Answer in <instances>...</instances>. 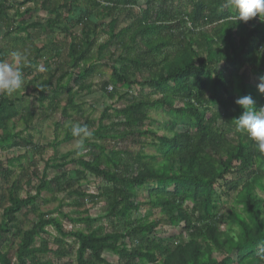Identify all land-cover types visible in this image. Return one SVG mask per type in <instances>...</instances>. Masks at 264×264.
I'll list each match as a JSON object with an SVG mask.
<instances>
[{
	"label": "trees",
	"instance_id": "trees-1",
	"mask_svg": "<svg viewBox=\"0 0 264 264\" xmlns=\"http://www.w3.org/2000/svg\"><path fill=\"white\" fill-rule=\"evenodd\" d=\"M143 1L144 10L133 15L132 9L139 7L136 0H105L125 9L129 20L119 30L116 19L110 20L106 44L97 42L100 23L96 20L110 17L106 13L114 8L106 10L98 0H60V54L65 45L67 64L59 75L50 68L47 75L33 78L26 96L53 103L59 92L65 98L62 118L70 120L71 108L77 123L88 125L82 104L74 103V91H90L96 85L87 84L88 80L103 78L108 71L99 91L125 104L100 114L82 148L45 160L46 171L51 169L55 175L48 179L46 171L41 173L32 195L18 197L20 186L13 180L17 167L13 165L23 156L0 160V191H7L6 198L0 195V201L7 202L0 220V264H54L40 258L49 253V242L40 238L48 234L47 228L56 232L57 248L51 253L57 258L67 255L64 239L73 240L75 264H108L105 252L117 258L116 264H264V153L235 130V118L243 111L235 103L238 98L250 95L257 111L264 108V93L247 76L248 72L259 84L264 77V21L234 23L228 0ZM6 3L0 0V18ZM80 3L89 9L82 11ZM65 11L70 17L63 25ZM153 14L158 21H150ZM77 26H81L79 34L72 31ZM111 50L118 52L119 66L100 63L112 60ZM0 62H4L2 53ZM237 70L243 72L236 74ZM142 71L148 77L138 80ZM157 111L171 120L167 133L161 135L143 124ZM19 114L13 101L0 98V151L24 145L40 161L41 146L31 138L22 139L14 128L8 130ZM70 126L52 148L76 139ZM148 147L155 153H145ZM29 170L26 186L31 181ZM86 175L102 183L96 196L80 189ZM143 188L147 195L142 205L136 197ZM42 193L50 195L40 199L42 205L58 203L54 210L40 211L37 200ZM58 195L74 197L72 206L77 209L84 207L85 198L89 205L104 199L105 216L115 221L113 227H93L89 209L76 212V217L64 214ZM233 197V207L221 214L220 201ZM144 205L148 215L135 218ZM23 210L35 218L27 228L20 220L26 217ZM152 211L159 218L149 221ZM64 223L84 229L66 231ZM222 225L236 230L224 234ZM163 227L174 235L157 236ZM37 239H41L38 247Z\"/></svg>",
	"mask_w": 264,
	"mask_h": 264
},
{
	"label": "rangeland",
	"instance_id": "rangeland-1",
	"mask_svg": "<svg viewBox=\"0 0 264 264\" xmlns=\"http://www.w3.org/2000/svg\"><path fill=\"white\" fill-rule=\"evenodd\" d=\"M99 4L101 6H104L102 8H105L106 10H109V8L113 9L114 5L112 4H107L105 3V0H98ZM137 5L139 6L138 8L135 7L132 9V13L134 15V13H141L142 10H144V1L143 0H136ZM82 11H84L83 9H89V7H87V5H85L84 3H80L79 4ZM112 5V6H111ZM157 7V6H156ZM173 7V5H172ZM101 8V7H100ZM99 7H97V10H100ZM101 8V9H102ZM172 9V8H171ZM171 9H169L170 11H172ZM174 12V11H173ZM65 15L63 16V18L61 19V24H65V20H67L68 17H70V15L68 13H66V11L64 12ZM109 12H107V15H110V17H105V19H102L101 17H99L96 21L97 23H100L98 26V36H97V42L98 43H106L109 40V35H108V24L110 22V20L116 19L118 27L117 30H119V28L121 29V27L125 26L126 21H129L126 19L128 12L126 13L125 9L122 8H114L109 14ZM156 14L158 13V8L155 10ZM153 14L151 15L150 21L152 22L153 20L158 21L157 20V15ZM105 15V16H107ZM188 29H192L195 30V28H192V26L187 27ZM81 30V26H77L75 27V29H72V31L75 34H79ZM206 31V30H205ZM208 31V30H207ZM199 35H197L196 37H198ZM61 35H60V39H61ZM112 45V44H111ZM111 45H107V48L110 47ZM65 47V48H64ZM62 53L60 54V70L64 69V64H67V56H66V46L63 45L62 47ZM109 53L112 56V60H108V59H104L102 60L100 63H107V64H111V65H115V66H119V63H116L117 57H118V52H112L109 51ZM113 53V54H112ZM107 54V52L104 53V55ZM109 56V54H108ZM102 71V70H101ZM105 72V71H104ZM242 70H237L235 71L236 74L238 73H242ZM245 72V71H244ZM247 76H248V80H250L251 85L252 86H258V80L254 79L252 76H250L247 72ZM148 77V73L146 71H142L140 74L137 75V79L138 80H143L146 79ZM108 80V71H106L104 73V77H96V78H91V80H89L87 82V84H94L96 86H93L91 88L90 91L88 90H84L82 92H75V98H74V103L79 105L82 104L81 107V111L83 112V116L85 118H88V128L90 129V131H94L97 127L96 121L98 120V118L100 117V114L105 110V109H109V112H111V110L116 109V108H120L121 106H123L125 104L124 101H120L117 102L114 100H110L107 96H103L101 94V92L99 91L98 85L102 82V81H106ZM66 81V79H65ZM134 90H139L138 87H134ZM145 92L143 93H147V90H144ZM25 93V94H24ZM51 95V93H50ZM57 99L53 102L50 103V100H46L45 104H49L48 108H44L41 109L42 111H45L47 115L43 114H39L38 116L35 117L33 123H32V128L30 131V134L32 136V142L33 144H37V146L41 145V151H42V158L40 161H38L35 158V154L32 151V149L30 147H28V151L29 153H27V155L22 157V160L20 161V163L18 164L17 162L14 163L13 167H17L14 168L13 171V180L18 181L20 189H18L17 191V196L18 197H26L28 194L32 195L34 192H31V188L35 187L38 184L37 181V177H40L41 173L43 174L44 171H46L45 169V160H48V158H52L53 156H60L62 154H65L67 152H72L74 150H76L78 147L77 145L80 143L79 138H76L74 140H70L69 142H65L63 144H60L56 149L52 148V142L56 139H61L63 137V130L64 128H66L69 124L72 125L74 123H77V116L75 114V111H73V109L71 110V108L68 109V114H70V120H65L62 118L61 114L63 112L62 108L64 107V96L61 95L60 93L57 92ZM7 98L8 100L13 99L14 97L17 98V103L16 105H18L19 108L24 107V103L27 102L28 105L30 106L29 110H32L34 114H38L39 110H35L33 107H36L37 104L35 103V101L33 99H30L29 97L26 96V92L20 91L16 94H14L13 96H8L6 94L0 93V98ZM40 105V104H39ZM44 105V104H43ZM20 110V109H18ZM40 110V112H41ZM170 117H168L166 114H164L163 112H152L149 114V121L144 122V126L148 129H150L153 132L158 133V135L164 134L166 132V128L169 129L170 127ZM67 123V124H66ZM106 124V122L104 123ZM13 129V127H12ZM19 129V128H17ZM167 133V132H166ZM145 153H147L148 155H152L155 153L153 148H146L145 149ZM9 154H13L12 158L15 157H20L21 152L17 151L16 153H9ZM4 156V155H3ZM11 156V155H9ZM8 158V157H7ZM24 158V159H23ZM34 164V169H30L31 165ZM30 169V170H29ZM29 170V173H27V176L29 177L30 181V186H26V184L24 183V177H25V172ZM30 172L35 173L36 177L31 176ZM47 174V178L51 179L54 175L55 172L51 169L46 171ZM74 174H69L68 178L72 179ZM235 178V177H233ZM79 186L80 189L82 190V192H85L88 196L89 195H93L96 196L98 193V188L102 186V183L99 179L93 178L90 175H86L85 180H82L79 182ZM4 187V186H3ZM0 195L4 196V198L7 197V191L5 192V188H3L0 191ZM146 188H143L139 191L136 199L143 204H145L146 202ZM261 196V195H260ZM45 199V198H50V195H48L47 193H42L41 197L37 200V206L39 207L40 211L43 213H46L48 211H52L54 210L58 203H52L49 205H42L40 202V199ZM57 199L62 201L63 204L61 205L60 211L63 212L64 214H69L70 216L76 217L77 215L75 214L76 212H81L83 210L89 209V215L93 218V222H92V226L93 227H102L104 230H111V228L113 227L112 224L115 223V221H113V219H109L105 216V212H106V204H105V200L104 199H99L97 198V201L94 205H89L87 203L88 198H85V203H84V207L77 209L74 206H72V202H74L76 199L74 197H68L65 195H58ZM234 197L228 200H223L220 201V212L221 214L226 215V213H228V210H230V208H232V201H233ZM3 206H7V202H3L0 201V220H1V212L3 209ZM26 211L23 210V214ZM149 213V209L147 206H142L140 207V209L138 210V212L135 214V218L137 219H143L146 217V215H148ZM159 218L158 212L152 211V214L149 216V221H152L154 219ZM21 222H22V227L23 228H27L30 226V223L35 221V218L31 215L26 214V217L23 215V218H20ZM113 222V223H111ZM64 229L66 231H70V230H83L84 227L83 225H71V224H65L64 223ZM220 230L221 232H223L224 234H229V235H233V233L235 232L236 228L235 227H228L227 225H222L220 226ZM46 231L48 232L47 235H43L42 237H40L41 239H44L46 241L49 242V253L43 254L40 258L42 259V261H50L54 264H75V260H74V255H75V247L73 245V240L70 238H66L64 239L65 241V246H63V248L66 250L65 252L67 253V255L65 257H61V258H57L53 253H51L52 251L55 250L56 245V241H55V237L56 232L51 229V228H47ZM237 233V231H236ZM170 234V235H168ZM155 235V232H154ZM156 235L157 236H162L163 238H167L170 236L174 235V232L172 230H169L167 227H163L161 229H158L156 231ZM41 239H37L35 245L38 247L41 243ZM12 257L13 263H14V254L12 252H10L9 254ZM216 256V254H215ZM233 257H235L232 254ZM103 259L108 263V264H116L117 263V258L113 255H111L109 252H105L103 254Z\"/></svg>",
	"mask_w": 264,
	"mask_h": 264
},
{
	"label": "crops",
	"instance_id": "crops-1",
	"mask_svg": "<svg viewBox=\"0 0 264 264\" xmlns=\"http://www.w3.org/2000/svg\"><path fill=\"white\" fill-rule=\"evenodd\" d=\"M6 1L5 10L0 18V53L4 56V62H11L13 51L30 53L29 62L21 68L25 84L24 92L29 93L28 86L33 78L47 75L50 68L60 74V0H30L24 5L22 3L25 0ZM51 21L56 24L54 27L49 25ZM27 97L37 104L33 108L39 110L38 114L29 110L30 106L27 102L24 103V107L19 108L16 105L17 98L10 99L15 103V107L20 109V114L19 118L9 123L8 130L11 131L13 127L14 132H20L22 139L32 140L30 134L32 123L39 114L47 115L41 109L48 108L49 104H45L46 101L39 103L36 98ZM31 115L33 118L29 119ZM17 151L21 152L20 156L29 153L28 147L21 145L15 149L0 151V160L12 158L13 154L9 153Z\"/></svg>",
	"mask_w": 264,
	"mask_h": 264
},
{
	"label": "clouds",
	"instance_id": "clouds-1",
	"mask_svg": "<svg viewBox=\"0 0 264 264\" xmlns=\"http://www.w3.org/2000/svg\"><path fill=\"white\" fill-rule=\"evenodd\" d=\"M228 5L234 23H246L253 18L264 21V0H228ZM29 56L27 51H13L11 62H0V93L13 96L25 89L21 68L29 62ZM261 80L258 90L264 93V77ZM235 103L243 109L241 115L235 118L236 132L246 134L253 142V148L264 153V108L257 111L250 95L238 98ZM70 131L73 137L80 140L78 148H82L84 140L93 135L86 124L74 123Z\"/></svg>",
	"mask_w": 264,
	"mask_h": 264
},
{
	"label": "built area",
	"instance_id": "built-area-1",
	"mask_svg": "<svg viewBox=\"0 0 264 264\" xmlns=\"http://www.w3.org/2000/svg\"><path fill=\"white\" fill-rule=\"evenodd\" d=\"M187 27H190V25L188 24Z\"/></svg>",
	"mask_w": 264,
	"mask_h": 264
},
{
	"label": "bare ground",
	"instance_id": "bare-ground-1",
	"mask_svg": "<svg viewBox=\"0 0 264 264\" xmlns=\"http://www.w3.org/2000/svg\"><path fill=\"white\" fill-rule=\"evenodd\" d=\"M158 90V89H157ZM63 173V172H62ZM112 175V174H111Z\"/></svg>",
	"mask_w": 264,
	"mask_h": 264
}]
</instances>
